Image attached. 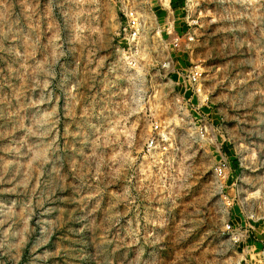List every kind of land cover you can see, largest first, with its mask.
<instances>
[{
	"label": "rangeland",
	"instance_id": "374dc122",
	"mask_svg": "<svg viewBox=\"0 0 264 264\" xmlns=\"http://www.w3.org/2000/svg\"><path fill=\"white\" fill-rule=\"evenodd\" d=\"M141 2L0 0V264H259L264 0Z\"/></svg>",
	"mask_w": 264,
	"mask_h": 264
},
{
	"label": "built area",
	"instance_id": "2783aa9c",
	"mask_svg": "<svg viewBox=\"0 0 264 264\" xmlns=\"http://www.w3.org/2000/svg\"><path fill=\"white\" fill-rule=\"evenodd\" d=\"M139 2L142 4L141 0H136V2ZM148 1V0H147ZM183 4L179 8L180 10L183 9V15L182 19L183 22H176L180 17H176L175 5L173 4L172 0H150L149 4L157 3V5L160 6V9L164 12L165 18H161L162 21L159 26H168L165 31L161 30L162 35H165L167 39H171V44L174 46L181 45L184 42V37L179 34L177 31H175L173 26H180L178 23H182L181 26H191V22L198 23L196 20H191L190 16L193 14V10L195 8V4L197 3V0H182ZM160 2V3H158ZM197 6V5H196ZM134 5L129 4V7L124 9L120 8V14H122V19L120 21L121 26V32L123 34V38L127 41L128 44H130V51L129 53L125 52L126 58L131 59L130 62L134 63L133 66L136 67L138 65V56L141 58L143 57L141 54L142 47H145L147 50L149 46L145 43V31L142 29V26H146L144 20H142L141 16L138 14L133 15V11L135 9ZM178 9H176L177 11ZM193 17V15H192ZM159 19V18H158ZM157 19V21H158ZM123 20V21H122ZM170 26L172 28H170ZM191 40V37H189ZM140 41V45H139ZM134 49V51L132 50ZM129 54V55H128ZM144 54V53H143ZM172 59V58H171ZM166 61L168 64L171 63V60L169 58H166ZM166 68L171 69L170 65H165ZM170 67V68H169ZM199 73L197 70H192L189 73L185 75V86L186 87H192L197 88L199 91L200 86L198 82H200ZM201 91V90H200ZM225 170V164L221 163L218 165L216 173L217 175L222 174ZM235 229L232 224L227 225V230H233ZM238 231V230H237ZM235 231V232H237ZM259 264H264V244L261 247V250L259 251Z\"/></svg>",
	"mask_w": 264,
	"mask_h": 264
},
{
	"label": "bare ground",
	"instance_id": "6f19581e",
	"mask_svg": "<svg viewBox=\"0 0 264 264\" xmlns=\"http://www.w3.org/2000/svg\"><path fill=\"white\" fill-rule=\"evenodd\" d=\"M139 45H140V41H139Z\"/></svg>",
	"mask_w": 264,
	"mask_h": 264
}]
</instances>
